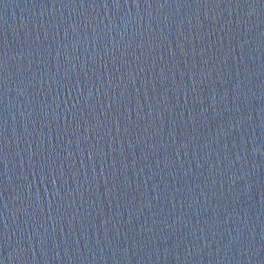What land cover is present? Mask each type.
I'll return each mask as SVG.
<instances>
[{
	"label": "water",
	"instance_id": "water-1",
	"mask_svg": "<svg viewBox=\"0 0 264 264\" xmlns=\"http://www.w3.org/2000/svg\"><path fill=\"white\" fill-rule=\"evenodd\" d=\"M0 264H264V0H0Z\"/></svg>",
	"mask_w": 264,
	"mask_h": 264
}]
</instances>
